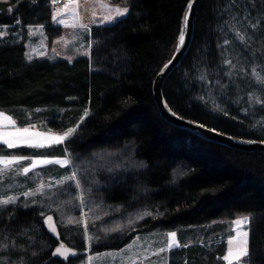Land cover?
<instances>
[{"label": "trees", "instance_id": "1", "mask_svg": "<svg viewBox=\"0 0 264 264\" xmlns=\"http://www.w3.org/2000/svg\"><path fill=\"white\" fill-rule=\"evenodd\" d=\"M103 1L129 12L89 28L88 54L32 59L30 27L42 26L49 44L61 33L50 0L0 1V111L19 126L55 132L79 124L64 143L40 149L0 144L3 155L68 153L76 161L132 145L146 167L115 177L100 192L125 210L152 211L137 231L178 234L181 245L170 252V264H225L233 219L248 212L253 217L245 261L264 264V151H242L178 128L155 101V78L177 49L190 0ZM253 70L264 72V0H200L191 45L165 80L164 95L185 118L264 141V89ZM56 221L53 211L42 214L19 204L0 210V234L15 244L5 252L23 264H78L85 240L66 237ZM131 237L100 241L90 253L120 249ZM61 242L77 250V258L54 254Z\"/></svg>", "mask_w": 264, "mask_h": 264}, {"label": "rangeland", "instance_id": "2", "mask_svg": "<svg viewBox=\"0 0 264 264\" xmlns=\"http://www.w3.org/2000/svg\"><path fill=\"white\" fill-rule=\"evenodd\" d=\"M102 3L107 4L113 9L124 7L111 5L103 0H87L82 3L79 0L71 3L72 5L69 7V10L65 11L64 15L56 20L64 19L69 25L72 24L73 13L71 8L76 7L81 17L80 23L87 24L90 28L93 24L113 23L129 12V8L127 7L128 12L125 15L115 16V13H113L115 18L111 22H102L103 16L105 15V10L99 6ZM93 12L96 14L95 17L92 15ZM93 19H95V23H93ZM56 20H54V25L61 26L62 29L60 35L55 37L51 44H49L48 36L45 34L43 28L30 27L29 36L27 38V57L31 55L32 58L38 56L55 58L60 55L74 56L89 53L90 42L86 40V35L90 30L80 26L75 28L66 27L65 25L57 23ZM61 38H63V40ZM65 41H67V44H65ZM256 73L264 76L263 71H258ZM258 84L264 89V83L258 82ZM255 97L260 99L259 94ZM4 115L10 116L7 113H4ZM31 125L19 126L16 123V127H29ZM33 131L40 133L48 132V130L42 129L37 125H35ZM51 132L57 134L64 133L55 132L53 130H51ZM55 145L58 144L46 145L43 148H50ZM17 148L31 149L23 145ZM14 154L24 155L30 157V159L53 161H62L65 158H71L70 165L58 163L41 164L38 165L35 172H29L27 175L15 176L14 179L8 177L0 178V199H6L9 196L16 197V202L14 204L3 205L0 206V208L4 209L9 205L19 204L24 208H38L41 210L42 214L53 211L56 215V222L62 228L66 229L64 230L66 237L78 236L85 240V248L82 250V257L78 259V264H170L171 254L172 257H175L173 252H170L177 247H173L165 252H159L160 248H166L167 246L169 238H167L165 234L175 231L162 230L160 228L152 231H137L139 223L149 216L144 213L152 214L150 209L147 207H140L137 209L125 210L121 205L107 203L102 196V192H100L101 188L105 187L108 182L115 179V177L117 178L127 173H134L146 167V161L138 159L135 156V150L132 145L127 144L124 148L115 152L97 150L76 161H74L68 153L63 157L34 156L23 153L22 151ZM30 159L22 161V165L27 166L30 163ZM73 170L77 172V179L80 180L79 188L76 187L74 181H65L63 184H57V181L64 180L66 176L71 175ZM35 173H39L40 175L36 176ZM40 183L46 185L50 184L52 187H46L43 193H37L34 196L25 195L26 192L32 191L38 187ZM89 189L91 190L90 192L88 191ZM82 193L84 198L83 205H81L80 200ZM245 216L250 218L249 222L240 225V229L248 232V254L249 225L253 214L251 212L238 214L233 219V222ZM69 218L79 220L80 223L69 224ZM61 221H63V224H61ZM51 222L55 223V221ZM233 222L231 227L233 229V234L227 237L226 251L222 256L225 264H229V261L224 259L229 248L228 240L235 237L238 230ZM114 228H118V230L106 231V229ZM130 234H132L131 240L120 249L90 253V249L95 243L100 241L108 242L111 240L120 241ZM89 236L93 237L91 241L88 239ZM137 240L139 242L138 246H134L131 252H126L125 250L128 249L129 245H133ZM176 241L180 246L181 243L177 233ZM237 244L238 242H234L232 247L235 249ZM116 253L122 255H108ZM0 255L6 257V264H21V262H23L22 260L14 259L12 256H9L5 251L0 252ZM246 256L247 255L241 256L239 260L232 259L231 264H249L245 261ZM129 257L134 258L130 260ZM90 258H92L91 261Z\"/></svg>", "mask_w": 264, "mask_h": 264}, {"label": "snow or ice", "instance_id": "3", "mask_svg": "<svg viewBox=\"0 0 264 264\" xmlns=\"http://www.w3.org/2000/svg\"><path fill=\"white\" fill-rule=\"evenodd\" d=\"M56 0H53V3H55ZM101 8L105 10V15L103 16L102 22H111L115 17L113 13H115V16H122L125 15L128 12L127 7L123 8H110L107 4H100ZM192 4H188V13L185 14L184 17V27L187 28L188 26V20H189V14L191 12ZM69 10V5L66 4L63 9H57L55 16L53 17L54 20H56L57 16H60L62 12ZM71 11L73 13V23L68 24L64 19L56 20L57 23L65 25L66 27H77L80 26L84 29H89V26L87 24H81L80 23V15L77 11L76 7H72ZM93 17H95V12H93ZM93 23H95V19H93ZM63 40V38H61ZM240 39H243L241 36ZM179 45L182 46L185 41V34L184 31H181L179 37H178ZM65 44H67V41H65ZM29 59L32 58L31 55L28 57ZM227 63L231 64V61H227ZM168 65H165V68ZM253 74L258 82L264 83V76H261L259 73H256L255 70H253ZM87 115V112H85V116ZM200 127H203V125H200ZM35 128V125H31L29 127H16V121L13 120L10 116L4 115L2 111H0V144L5 145L9 149L17 148L20 146H27L30 148H43L46 145L51 144H59L63 143V141L70 136H72L77 129L79 128V124H77L75 127H72L65 131L63 134H57L52 133L51 130H48L46 133H40L33 131ZM30 159V157H26L24 155L9 153L7 156L3 155L2 149H0V178L8 177L10 179H14L15 176L19 175H27L29 172H35V169L38 167V165L41 164H50V163H58V164H64V165H70L71 164V158H65L64 160H40V159H30V163L27 166L22 165V161ZM11 174V175H9ZM36 176H39V173H35ZM65 181H74L77 188L80 187V180L77 179V172L73 170L71 172V175L66 176L64 180L57 181V184H63ZM46 187H52V185H46L44 183H40L38 187H36L34 190L26 192L25 195L34 196L37 193H43L44 189ZM91 191L90 189L88 190ZM81 205L84 204V198L83 193L80 197ZM16 202V197L9 196L6 199H0V206L8 205V204H14ZM2 210V208H0ZM145 215H150V213H144ZM142 218V217H141ZM47 222H51L53 217L48 216ZM249 217H241L236 219L233 223L237 226V233L236 236L228 240L229 248L227 250V255L224 256V259L226 261H229V264H231L232 259L239 260L241 256L247 255V237L248 232L243 231L240 229V225L247 224L249 222ZM68 223H80L79 220H74L72 218L68 219ZM61 224H63V221H61ZM86 226V225H85ZM50 230L59 236V233L56 230V227L54 224L49 223ZM118 230V228L114 229H106V231H115ZM168 239V243L166 248H160L159 252H165L167 250H170L173 247H179V243L176 241V232H170L165 234ZM242 237V239H241ZM89 241L93 239V237H88ZM234 242H238L237 247L234 249L232 245ZM138 240L134 242L133 245H129L128 249H126V252H131L132 248L134 246H138ZM9 244H11L13 247H15L14 241L8 240V238L0 234V252H4L8 247ZM186 246V245H185ZM59 254L61 257H63L65 260H67L68 255H76V253L73 251L72 247H66V245L61 242L59 247L55 248V253ZM155 254V253H154ZM108 255H122L120 253L116 254H108ZM134 257H129V259H133ZM92 258H90L91 261ZM0 264H6V257L3 255H0ZM23 264V262H21Z\"/></svg>", "mask_w": 264, "mask_h": 264}, {"label": "water", "instance_id": "4", "mask_svg": "<svg viewBox=\"0 0 264 264\" xmlns=\"http://www.w3.org/2000/svg\"><path fill=\"white\" fill-rule=\"evenodd\" d=\"M199 2L200 0L189 1V3L192 4V8L189 14L188 26L187 28H185L184 23L182 22V28H181V31H184L185 34L184 44L180 46L178 41L177 49L173 57L165 64L168 66L165 68L164 65L155 78L153 90H154L155 101L160 110V113L163 116V118L172 125L181 129L188 130L208 141L217 142L242 151H264V141L232 136L223 133L219 130H216L214 128H211L207 125H204L200 122L185 118L174 112L165 98L163 91L165 80L180 65L182 59L188 52L189 47L191 45ZM188 11L189 10L187 7V13ZM200 125H203V127H200ZM66 247H70V246H66ZM73 251L76 253V255L69 254L68 256L69 257L71 256L72 258H76L79 252L74 248Z\"/></svg>", "mask_w": 264, "mask_h": 264}, {"label": "built area", "instance_id": "5", "mask_svg": "<svg viewBox=\"0 0 264 264\" xmlns=\"http://www.w3.org/2000/svg\"><path fill=\"white\" fill-rule=\"evenodd\" d=\"M79 0H56L55 3H53V0H50V13L53 24H55L53 17L56 14L57 9H63L66 4H70L73 2H77ZM63 13L60 16H57L56 19L61 18L63 16ZM14 24H18V20L14 22Z\"/></svg>", "mask_w": 264, "mask_h": 264}, {"label": "crops", "instance_id": "6", "mask_svg": "<svg viewBox=\"0 0 264 264\" xmlns=\"http://www.w3.org/2000/svg\"><path fill=\"white\" fill-rule=\"evenodd\" d=\"M83 1H87V0H80V2L82 3ZM69 5V7L72 5L71 3L70 4H68ZM64 13H65V11H64ZM64 13H63V15H64ZM64 18V17H63ZM37 27H41V28H43L42 26H37Z\"/></svg>", "mask_w": 264, "mask_h": 264}, {"label": "flooded vegetation", "instance_id": "7", "mask_svg": "<svg viewBox=\"0 0 264 264\" xmlns=\"http://www.w3.org/2000/svg\"><path fill=\"white\" fill-rule=\"evenodd\" d=\"M59 256H60V255H59ZM60 257H61V256H60ZM61 258H62L63 260H65L63 257H61ZM70 258H72V257H71V256H70V257L68 256L67 260L70 259Z\"/></svg>", "mask_w": 264, "mask_h": 264}]
</instances>
